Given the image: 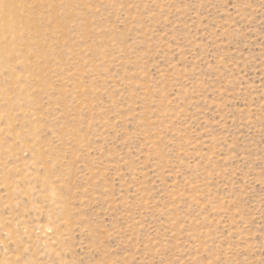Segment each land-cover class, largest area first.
<instances>
[{
	"label": "rangeland",
	"instance_id": "1",
	"mask_svg": "<svg viewBox=\"0 0 264 264\" xmlns=\"http://www.w3.org/2000/svg\"><path fill=\"white\" fill-rule=\"evenodd\" d=\"M0 264H264V0H0Z\"/></svg>",
	"mask_w": 264,
	"mask_h": 264
}]
</instances>
